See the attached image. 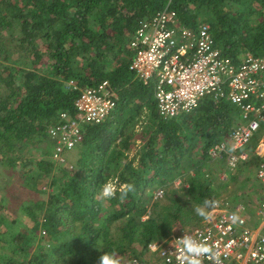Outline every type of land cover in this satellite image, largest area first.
<instances>
[{"label": "trees", "instance_id": "trees-1", "mask_svg": "<svg viewBox=\"0 0 264 264\" xmlns=\"http://www.w3.org/2000/svg\"><path fill=\"white\" fill-rule=\"evenodd\" d=\"M166 5L183 26L208 24L222 54H264V0H0V168L7 178L0 190H9L8 201L0 191V264H97L112 251L134 256V246L144 249L172 226L200 224L195 207L218 197L213 173L197 170L183 179L181 200L160 205L147 193L178 174L197 139L201 157L209 158L208 147L238 118L232 103L207 97L190 113L163 119L152 88L134 77L129 39ZM104 80L117 95L116 107L103 122L81 126L71 167L26 156L50 141L47 128L60 112L73 117L83 88ZM143 108L147 122L127 133L124 125ZM109 177L135 191L123 201H100ZM148 202L156 212L143 218Z\"/></svg>", "mask_w": 264, "mask_h": 264}, {"label": "built area", "instance_id": "built-area-1", "mask_svg": "<svg viewBox=\"0 0 264 264\" xmlns=\"http://www.w3.org/2000/svg\"><path fill=\"white\" fill-rule=\"evenodd\" d=\"M128 44L133 52L129 69L144 86L152 88L161 118L188 114L207 97L215 103L227 100L239 110L235 123L221 140L208 147L207 155L223 162L229 171L255 155V176L264 187V134L248 148L264 124V54L245 51L236 59L222 54L208 24L183 26L169 5L142 20ZM116 100L107 80L83 88L74 102L73 117L60 112L58 122L47 128L51 158L63 162L64 152L81 142V126L103 122L114 111ZM155 195L162 197L163 190ZM214 200L219 204L211 211V220L150 241L142 254L128 257L122 264H180L182 252L175 240L184 233L211 245L223 264H264V197L254 209L227 196ZM234 213L241 222H231ZM202 264L212 262L202 258Z\"/></svg>", "mask_w": 264, "mask_h": 264}, {"label": "rangeland", "instance_id": "rangeland-1", "mask_svg": "<svg viewBox=\"0 0 264 264\" xmlns=\"http://www.w3.org/2000/svg\"><path fill=\"white\" fill-rule=\"evenodd\" d=\"M237 109V108H236ZM238 110V109H237ZM239 110H238V117H239ZM185 114V113H184ZM182 115V114H181ZM147 113L146 109L143 108L142 113L134 117L133 119L129 120L124 126L125 131L128 132H138L140 127L143 126L147 121ZM264 134V124L262 125V128L258 131V133L251 139V145L248 146V148H252L258 141V138ZM138 143V142H137ZM196 147L194 149V152L190 159L187 161H184L180 164L178 168V174L175 175V177L172 178V180L169 179V177H166V182L162 185H159L154 188L147 189V193H152V203L158 202L160 205L168 204L170 199L178 198L182 199L184 197V189L187 187V184L184 183L183 179L187 174H194V171L197 170L201 173H208L212 172L213 175L211 177V187L217 192L218 197L220 196H227L233 201H243L247 204L249 209H254V207L257 206V204L260 202V200L264 197V187L261 185V183L256 179L255 173H256V166L258 163V158L255 155H251L250 159L238 166L236 169L229 171L225 167L224 163L221 161H214L209 158H203L202 155V142L201 139H197ZM51 148L52 144L50 141L44 140L42 143L37 145L36 151L34 153H30L29 151H26V156L33 158V160H36V158H51ZM42 150H45L49 153V155H43ZM76 147L71 149L70 151L64 152V160L63 162H56V165L59 166L60 163L64 164L67 167H71L73 165V161L76 158ZM132 153V152H131ZM133 154V153H132ZM67 157V158H66ZM52 159V158H51ZM54 161V160H53ZM72 163V165H70ZM192 163H195V169L191 166ZM22 166L20 165L21 169ZM2 168H0V186L1 184H5V180L7 181V178H2L5 176V174L2 173ZM224 177V180L221 179L222 176ZM164 178V177H163ZM11 184V183H10ZM14 189V188H13ZM163 190L162 197H156V192L158 190ZM43 191L48 192L47 186L43 187ZM2 192V190H0ZM16 196H22L24 195V192L16 191ZM28 192V191H26ZM5 194L6 199L8 201L9 198V190L5 189L2 192ZM45 197V193H41L37 196V199H43ZM27 198V197H24ZM147 203V212L143 216V218H146L147 215H149L151 212H156L155 208H152V203ZM12 204L15 203V201L12 200ZM195 213V211H194ZM196 214V213H195ZM196 217H199L196 215ZM252 220V219H251ZM202 219H200L199 223H201ZM199 225V224H197ZM197 225H188L185 227H180L179 225L172 226L171 229H169L168 232H166V235L161 238L164 239L168 237L172 233H176L184 228H192ZM6 226L3 227V229ZM7 229V227H6ZM23 231L25 229L23 228ZM132 254H142L140 251L143 250L141 245H136L133 247ZM35 249V246L31 247V251ZM131 252V251H130ZM11 252L5 251V254L7 256H10ZM123 256V255H122ZM128 256L131 257V255H126L125 257H120V264L124 262Z\"/></svg>", "mask_w": 264, "mask_h": 264}, {"label": "clouds", "instance_id": "clouds-1", "mask_svg": "<svg viewBox=\"0 0 264 264\" xmlns=\"http://www.w3.org/2000/svg\"><path fill=\"white\" fill-rule=\"evenodd\" d=\"M134 191V184L120 183L118 178L109 177L100 186L97 199L103 202L110 201L118 196L119 199L123 201ZM218 204L219 201L217 200L205 199L200 205L195 207L194 211L197 216L207 222L211 220V211L215 209ZM230 220L233 224L241 222L240 217L235 213L230 217ZM175 241L180 246L182 252L180 264H202V258L209 259L212 264H223L219 253L204 241L197 240L186 233H184L182 238H178ZM97 264H120V260L115 251L105 252L98 257Z\"/></svg>", "mask_w": 264, "mask_h": 264}]
</instances>
